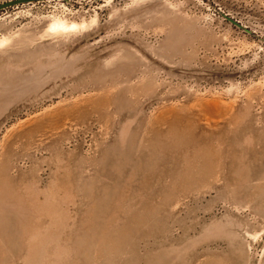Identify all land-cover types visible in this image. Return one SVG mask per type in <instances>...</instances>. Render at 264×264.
Instances as JSON below:
<instances>
[{"label":"rangeland","instance_id":"1","mask_svg":"<svg viewBox=\"0 0 264 264\" xmlns=\"http://www.w3.org/2000/svg\"><path fill=\"white\" fill-rule=\"evenodd\" d=\"M0 264H264V0L0 10Z\"/></svg>","mask_w":264,"mask_h":264},{"label":"water","instance_id":"2","mask_svg":"<svg viewBox=\"0 0 264 264\" xmlns=\"http://www.w3.org/2000/svg\"><path fill=\"white\" fill-rule=\"evenodd\" d=\"M34 1H37V0H8V1L3 2V3L0 4V10H3L5 8L11 7V6H15V5H18V4H24V3L34 2ZM222 14L227 20H229L233 24L239 26L240 28H243V29L247 30V28L244 27L236 19L230 17L228 14H224V13H222ZM247 31L250 32L249 30H247Z\"/></svg>","mask_w":264,"mask_h":264},{"label":"bare ground","instance_id":"3","mask_svg":"<svg viewBox=\"0 0 264 264\" xmlns=\"http://www.w3.org/2000/svg\"><path fill=\"white\" fill-rule=\"evenodd\" d=\"M74 27L76 28V25L75 24L69 25V24H66L64 22H55L53 24V28H55L56 30L58 28L68 29V28H74Z\"/></svg>","mask_w":264,"mask_h":264}]
</instances>
